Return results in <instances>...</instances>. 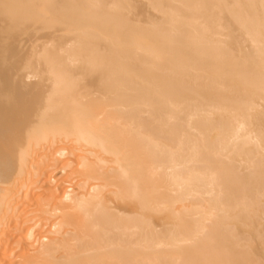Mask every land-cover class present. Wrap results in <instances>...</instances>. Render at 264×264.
Listing matches in <instances>:
<instances>
[{
    "label": "bare ground",
    "instance_id": "bare-ground-1",
    "mask_svg": "<svg viewBox=\"0 0 264 264\" xmlns=\"http://www.w3.org/2000/svg\"><path fill=\"white\" fill-rule=\"evenodd\" d=\"M0 264H264V0H0Z\"/></svg>",
    "mask_w": 264,
    "mask_h": 264
}]
</instances>
